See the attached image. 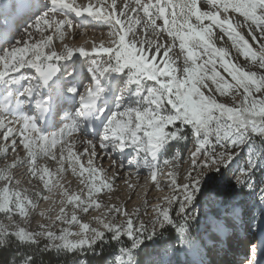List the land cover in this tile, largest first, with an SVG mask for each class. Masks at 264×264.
Instances as JSON below:
<instances>
[{"label":"snow or ice","instance_id":"6c2138e0","mask_svg":"<svg viewBox=\"0 0 264 264\" xmlns=\"http://www.w3.org/2000/svg\"><path fill=\"white\" fill-rule=\"evenodd\" d=\"M73 15L106 25L107 42L74 44L81 26ZM74 57L87 61L88 82L80 84L75 67L64 72L65 91L78 107L45 132L53 98L44 89ZM108 74H117L118 94L115 110L106 114L98 102ZM0 85V249L11 257L2 264H45L53 256L62 264H90L97 257L105 264L106 256L112 264H145L149 247L156 258L147 264H208L205 249H212L203 236H193L205 204L216 209L213 247L224 243L219 233L247 217L254 227L256 208L264 215V0H48L23 35L0 49ZM100 117L98 136L80 133L82 122ZM181 142L192 144L183 172L180 149L170 154ZM76 146L82 151L74 153ZM57 149L56 172L66 171L67 149L68 168L87 191L79 195L57 182L67 199L55 217L52 209L40 210L47 222L37 220L32 229L39 201L49 199L42 194L51 191L50 170L38 161L57 160ZM125 149H131L127 164L137 173L147 169L156 188L167 169L169 193L150 206L151 215L146 199L143 211H129L97 196L123 179L125 162L117 166L112 156ZM81 156L88 166L78 172ZM20 168L28 183L35 178L43 187L21 189L13 171ZM239 195L251 203L236 200ZM90 209L101 211L85 221ZM248 251L244 264H257V246ZM181 254L197 259L181 261Z\"/></svg>","mask_w":264,"mask_h":264},{"label":"rangeland","instance_id":"374dc122","mask_svg":"<svg viewBox=\"0 0 264 264\" xmlns=\"http://www.w3.org/2000/svg\"><path fill=\"white\" fill-rule=\"evenodd\" d=\"M47 1V2H46ZM80 0H77V3H79ZM48 5V0H0V49L7 47L9 44L15 41V39L20 38L23 35V32L17 35L20 31L18 30L20 27L25 29L24 27H27L29 23L27 24L25 21V18L29 15L34 13V10H37V13H39V10H43V5ZM36 13V12H35ZM70 18H73L75 23H77L76 18L74 16H71ZM104 31L108 32L107 26H103ZM16 35V36H13ZM79 39V36L76 35L73 43L76 44V41ZM99 41H97L98 43ZM79 46L78 44H76ZM65 67L61 69V72L57 74L56 77L53 78L52 81L49 82V85L47 86L46 91H44L46 94L51 95L52 98L56 99L57 107L54 110V125L52 127H44V131H50L53 130L56 127H59L60 124L63 123L62 117L65 113L73 112L78 106V101L75 105L68 104L67 103V97H66V91H65V84L68 82V77L64 75L65 71L70 70L72 67H75L78 72L83 73L84 79L87 77V61L83 57H74L72 61H66L63 62ZM83 80V79H82ZM82 80L80 84L87 83V81H84L82 83ZM23 83V82H21ZM103 83L106 87L110 90V98L108 99V102L110 106L113 108L112 111L115 110V103H116V95L118 94V77L117 74H108L103 78ZM76 99V98H75ZM103 127V125H102ZM100 128V130L102 129ZM85 123L82 122L80 124L79 131L81 134L85 136L92 137L89 135L86 131ZM99 130V131H100ZM96 134L94 137L98 136ZM179 148L181 152V159L178 161L179 164V170L181 172L184 171L185 168L189 167L190 161H189V149L192 148L191 142H188L186 145L181 142L178 145H174L173 148L170 150L171 153H175L176 149ZM74 153H79L82 151L78 146L74 147L73 149ZM131 149H125L124 154L120 152L113 153L112 159L117 161V166L119 165V162L123 159L125 162V166L123 169H120L121 175L123 176V179H118L116 183L113 185V189L111 191H108L107 189H102L100 193L97 194L98 197L103 198L104 203H112V204H118V205H124L129 211H132L136 207H141V210L143 211L144 207V201L145 199L148 201V212L149 215H151L152 209L151 205L158 203L162 200V198L165 195H168L169 190L164 186L163 181L167 179V169H162L163 175H159L158 179L162 181L161 187L156 188L154 186V183L151 179V176L147 169H140L137 173L135 165L129 166L127 164V160L129 157L127 156V153L130 152ZM22 154V153H21ZM13 158V154L9 152L8 155V162H11V159ZM60 159V153L57 149V160H51L50 158H45L44 160H39L38 163L40 166L48 167L50 170V175H46L45 179L49 181V186L51 188V191L45 190L43 192V196L49 197V199L45 200L41 198L39 201L37 212L34 214L35 219L31 220L30 228L34 229L36 228V221L40 220L41 222H47L43 217L39 216L40 210H47L52 209L50 212V215L55 217L59 213V209L62 206L60 204V201L66 200L67 197L63 196L61 193L63 192V189L59 187V184H62L64 186V189H67L69 192H74L79 195H85L86 194V188L84 185H81L79 183V180L81 177L79 175H74L70 168H68V152L67 149L64 151V160L61 161L63 163L64 168L66 171H63L61 173H57L56 169L60 166L57 161ZM161 162L164 159V157H160ZM87 156H81L80 161L76 165L77 170L79 172L80 165H83L84 168H87ZM4 158L2 155H0V167H3L4 165ZM103 167L107 170L110 167V161L108 159L103 160ZM96 165H100L101 161L96 160ZM116 169L113 168L112 171H115ZM14 172H17L18 178L21 179V189H28L29 192L35 190L36 188H42L43 182H37L35 178H33V182L30 184L27 182V178L24 176L25 169L20 168L18 171L16 169H13ZM130 173H133L130 175ZM105 174H100L99 179H103ZM107 175H111V172H107ZM130 179H129V178ZM86 180L88 178V173H84V177ZM99 179L97 180V186H99ZM125 180H127V183H125ZM59 182V184L57 183ZM131 185V187H130ZM85 189L84 193H81V189ZM132 189V191H131ZM126 190V191H125ZM131 191V193H130ZM128 194H130L128 196ZM111 197L109 200L108 197ZM236 200H248L250 203L252 201V198L249 196L239 195L235 197ZM66 211L70 214L71 212V206L66 208ZM101 210H89V213L87 215H84V220L88 221L90 220L91 216L98 215ZM203 211L206 213V216L201 221V225L196 226L193 229V236H196L199 238L200 236L204 237L205 242L208 245V248H211V254H208L207 249H205L204 259L208 262V264H212L214 262L212 254H219L220 256L225 257L227 261H225V264H244V262L247 260L250 251L249 248L252 246V244L257 241V237L255 236L257 234V228L259 224L264 220V215H262L261 210L259 208H256L254 210V216H255V226L250 227V222L252 220V217L245 218V221L243 223H239L243 226V229H240L239 227H236L235 229H229V231L225 233H219L218 235L224 240V243L222 244H216L215 247H213V241L211 237L213 235H216V228L215 224L217 223L216 220V209L214 207H211L207 204L204 205ZM223 215V213H221ZM145 220L149 219V216L143 217ZM2 219V218H1ZM228 241V242H227ZM149 243V242H148ZM151 243V242H150ZM230 244L229 247L226 245ZM235 247L238 248L239 251H236L235 254H231L232 249ZM149 254L147 256V259L145 261V264H147L148 260H151L153 258H156V252L153 251V248L149 247ZM222 257V258H223ZM250 258V256H249ZM181 261H184L185 259H197V257H185L183 254L179 257ZM224 259V258H223ZM83 264V262H81ZM105 264H112V258L108 259Z\"/></svg>","mask_w":264,"mask_h":264},{"label":"bare ground","instance_id":"6f19581e","mask_svg":"<svg viewBox=\"0 0 264 264\" xmlns=\"http://www.w3.org/2000/svg\"><path fill=\"white\" fill-rule=\"evenodd\" d=\"M47 6L48 5L44 4L43 10H45L47 8ZM43 10H41V11H43ZM41 11L39 10V13ZM39 13H37V10H34V13L29 14L25 18L26 23L30 24L34 20L35 16L38 15ZM76 20H77V24H79L81 26V28L79 29L80 34H78L79 39L76 41V44L81 45V44H84L85 41H87L88 45L90 46V44L93 40L99 41L100 39H104L107 42V39H108L107 32L104 31V28H103L104 25L103 24H97L95 22H90L89 19H86L84 17H77ZM24 28H26V27H24ZM18 30L20 32L17 35L22 33L24 29L22 27H20ZM13 36H16V35H13ZM79 73L81 74V77H82L81 80L83 79L82 83H84V81L88 82L87 79H84L83 73L82 72H79ZM19 86L20 85H13L12 87L17 88ZM3 88H4V85H0V91H2ZM106 89L107 90L101 96L98 104L101 107L106 106V114H107V113H110L113 110V108L110 106V104L108 102V99L110 98V90L108 87H106ZM46 90H48L47 87L44 89V91H46ZM66 97H67L66 101L68 104L75 105L76 102H74V101H77V99H75V97H71V96H69V94H66ZM77 106H78V104H77ZM56 107H57V102H56V99L53 98L51 111L48 115V118L43 123L44 127L50 128V127H52V125H54V112H55L54 110L56 109ZM103 120H104V117H100L99 119L92 118L89 121H84L85 126H86V129L84 131H86L89 135L94 137L96 134L99 133V130L103 125ZM131 191H132V189H131ZM131 191H130V193H131ZM129 195L130 194H128V196ZM237 227H239L240 229H243V226L241 224H238ZM255 236L257 237V241H255L252 245L257 246V255H256L257 264H264V220H262V222L259 224V226L257 228V234ZM226 245L229 247L230 244L226 243ZM236 251H239L237 247L232 249L231 254H235ZM212 256L214 259V262L212 264H217V262H216V257L218 260L217 253L212 254L211 257ZM249 256H251V253L249 254ZM222 260H223V264H225L226 260L224 261L223 258H222ZM234 264H236V263H234Z\"/></svg>","mask_w":264,"mask_h":264},{"label":"trees","instance_id":"16d2710c","mask_svg":"<svg viewBox=\"0 0 264 264\" xmlns=\"http://www.w3.org/2000/svg\"><path fill=\"white\" fill-rule=\"evenodd\" d=\"M3 218L2 216H0V219ZM202 224V223H201ZM150 244V242H149ZM149 248L145 250V256H144V261H146L147 259V256L149 254ZM101 255H104L103 253ZM10 254L8 253H5L2 249H0V264H2V262L5 260V259H10ZM111 257H105V263L107 262L108 259H110ZM45 264H49V261H50V264H62V260H57V258L55 256L49 258V257H45ZM83 259H87L86 257L83 258ZM90 264H99V257H97L96 259H93L90 261Z\"/></svg>","mask_w":264,"mask_h":264}]
</instances>
